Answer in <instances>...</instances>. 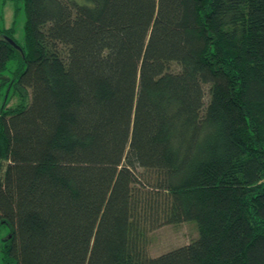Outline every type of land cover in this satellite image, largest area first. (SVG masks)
Instances as JSON below:
<instances>
[{
  "label": "trees",
  "instance_id": "trees-1",
  "mask_svg": "<svg viewBox=\"0 0 264 264\" xmlns=\"http://www.w3.org/2000/svg\"><path fill=\"white\" fill-rule=\"evenodd\" d=\"M21 2L23 42L0 27V264H264V0Z\"/></svg>",
  "mask_w": 264,
  "mask_h": 264
},
{
  "label": "rangeland",
  "instance_id": "rangeland-1",
  "mask_svg": "<svg viewBox=\"0 0 264 264\" xmlns=\"http://www.w3.org/2000/svg\"><path fill=\"white\" fill-rule=\"evenodd\" d=\"M18 6L17 11L15 8ZM16 12V13H15ZM25 15L21 0H0V27H9L13 24V37L20 44L23 42V23ZM197 235V226L194 220L182 221L160 226L150 232V243L147 246L149 256H157L172 250L173 247L188 243Z\"/></svg>",
  "mask_w": 264,
  "mask_h": 264
},
{
  "label": "water",
  "instance_id": "water-1",
  "mask_svg": "<svg viewBox=\"0 0 264 264\" xmlns=\"http://www.w3.org/2000/svg\"><path fill=\"white\" fill-rule=\"evenodd\" d=\"M8 40H9V42H11L15 47H17V48H19L18 47V45L14 42V40L11 38V37H6Z\"/></svg>",
  "mask_w": 264,
  "mask_h": 264
}]
</instances>
